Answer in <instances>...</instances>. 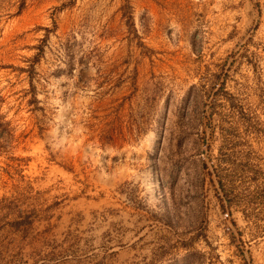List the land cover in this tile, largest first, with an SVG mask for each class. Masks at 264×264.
Here are the masks:
<instances>
[{
    "label": "rangeland",
    "instance_id": "obj_1",
    "mask_svg": "<svg viewBox=\"0 0 264 264\" xmlns=\"http://www.w3.org/2000/svg\"><path fill=\"white\" fill-rule=\"evenodd\" d=\"M0 264H264V0H0Z\"/></svg>",
    "mask_w": 264,
    "mask_h": 264
}]
</instances>
